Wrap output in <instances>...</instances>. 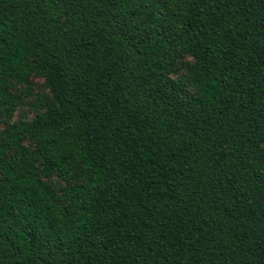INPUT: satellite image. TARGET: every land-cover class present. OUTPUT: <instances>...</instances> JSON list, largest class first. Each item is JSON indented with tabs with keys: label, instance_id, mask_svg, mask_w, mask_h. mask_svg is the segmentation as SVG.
Listing matches in <instances>:
<instances>
[{
	"label": "trees",
	"instance_id": "obj_1",
	"mask_svg": "<svg viewBox=\"0 0 264 264\" xmlns=\"http://www.w3.org/2000/svg\"><path fill=\"white\" fill-rule=\"evenodd\" d=\"M0 116V264H264V0H0Z\"/></svg>",
	"mask_w": 264,
	"mask_h": 264
},
{
	"label": "rangeland",
	"instance_id": "obj_2",
	"mask_svg": "<svg viewBox=\"0 0 264 264\" xmlns=\"http://www.w3.org/2000/svg\"><path fill=\"white\" fill-rule=\"evenodd\" d=\"M35 82V90L36 92H39L41 90H44V79L36 77L34 79ZM22 89V88H21ZM30 98L29 97H23V101L19 106L18 112H17V116L18 117H29L33 114L32 110H30L29 108V103H30ZM4 124H3V119L0 116V128H3Z\"/></svg>",
	"mask_w": 264,
	"mask_h": 264
}]
</instances>
